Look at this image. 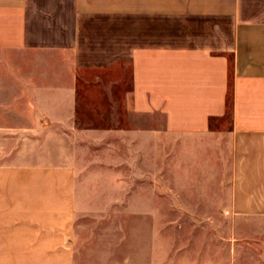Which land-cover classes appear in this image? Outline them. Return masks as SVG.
Segmentation results:
<instances>
[{"label":"crops","instance_id":"1","mask_svg":"<svg viewBox=\"0 0 264 264\" xmlns=\"http://www.w3.org/2000/svg\"><path fill=\"white\" fill-rule=\"evenodd\" d=\"M0 264H264V0H0Z\"/></svg>","mask_w":264,"mask_h":264},{"label":"rangeland","instance_id":"2","mask_svg":"<svg viewBox=\"0 0 264 264\" xmlns=\"http://www.w3.org/2000/svg\"><path fill=\"white\" fill-rule=\"evenodd\" d=\"M245 225L249 226V230L251 231L259 230V224H237V229H240V227Z\"/></svg>","mask_w":264,"mask_h":264}]
</instances>
